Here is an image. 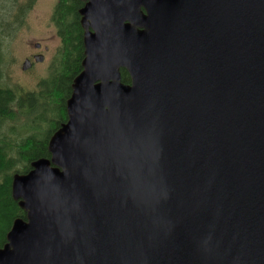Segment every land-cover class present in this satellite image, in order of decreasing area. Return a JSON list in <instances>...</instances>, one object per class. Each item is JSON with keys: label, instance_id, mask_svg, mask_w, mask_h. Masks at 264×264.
<instances>
[{"label": "water", "instance_id": "95a60500", "mask_svg": "<svg viewBox=\"0 0 264 264\" xmlns=\"http://www.w3.org/2000/svg\"><path fill=\"white\" fill-rule=\"evenodd\" d=\"M81 1L68 121L13 177L0 264H264V0Z\"/></svg>", "mask_w": 264, "mask_h": 264}, {"label": "trees", "instance_id": "16d2710c", "mask_svg": "<svg viewBox=\"0 0 264 264\" xmlns=\"http://www.w3.org/2000/svg\"><path fill=\"white\" fill-rule=\"evenodd\" d=\"M16 2L3 0V12L10 11L7 8ZM32 3L34 1L30 0L29 4ZM82 5L80 0H58L52 21L60 46L52 58L48 76L40 82L38 90L31 92L1 85L4 28L23 22L17 17L0 20V248L6 243L14 220L26 217L12 197L13 176L17 172H28L31 163L41 157L50 158L49 139L67 120L66 103L84 59V31L78 12ZM121 73L122 81L130 83L129 73L124 69Z\"/></svg>", "mask_w": 264, "mask_h": 264}, {"label": "rangeland", "instance_id": "374dc122", "mask_svg": "<svg viewBox=\"0 0 264 264\" xmlns=\"http://www.w3.org/2000/svg\"><path fill=\"white\" fill-rule=\"evenodd\" d=\"M22 2L29 0H21ZM57 0H36L28 13L26 23L15 29L13 25L4 28V64L1 85L27 92L38 90L40 82L47 76L59 38L51 25V15ZM40 43L45 55L42 63L35 64L28 71L22 66L34 51V44ZM45 47L48 50H45Z\"/></svg>", "mask_w": 264, "mask_h": 264}, {"label": "flooded vegetation", "instance_id": "af4514ba", "mask_svg": "<svg viewBox=\"0 0 264 264\" xmlns=\"http://www.w3.org/2000/svg\"><path fill=\"white\" fill-rule=\"evenodd\" d=\"M38 45H37V43L36 44H34V47H35V49L36 50H34L32 53H31V55H30V57L29 58H34L35 57V55L36 54H39V51L41 50V47H37ZM47 49V48H46Z\"/></svg>", "mask_w": 264, "mask_h": 264}, {"label": "bare ground", "instance_id": "6f19581e", "mask_svg": "<svg viewBox=\"0 0 264 264\" xmlns=\"http://www.w3.org/2000/svg\"><path fill=\"white\" fill-rule=\"evenodd\" d=\"M72 7V6H71ZM74 22V21H73ZM77 27V26H76ZM75 34V33H74ZM28 91V90H27Z\"/></svg>", "mask_w": 264, "mask_h": 264}]
</instances>
